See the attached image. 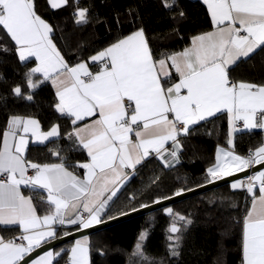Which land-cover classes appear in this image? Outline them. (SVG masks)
I'll return each instance as SVG.
<instances>
[{"label": "snow or ice", "instance_id": "6c2138e0", "mask_svg": "<svg viewBox=\"0 0 264 264\" xmlns=\"http://www.w3.org/2000/svg\"><path fill=\"white\" fill-rule=\"evenodd\" d=\"M71 3L74 23L88 24V8L80 7V0ZM48 4L58 10L69 6V0H48ZM162 4L171 9L175 0ZM203 4L213 30L193 37L191 46L182 51L155 55L139 27L87 61L70 63L54 42L53 26L38 14L35 0H0V30L13 43L18 61L25 67L35 65L24 73V86L15 85L10 94L33 102L37 89L50 82L54 109L73 126L66 135L68 151L87 155L85 162L72 164L60 150L49 149L58 162L30 160V143L55 142L61 137L60 126L53 124L43 131L34 117L9 115L0 132V226H18L21 232L10 239L0 237V264H28L25 257L56 238L57 224L87 229L102 223V214L137 166L155 153L164 168H174L180 163L181 138L217 114L227 116L230 149H217L216 163L207 169L209 183L255 165L264 167V142L247 156L234 151L235 134L264 130V83L231 76L233 67L264 48V0H203ZM9 51L7 45H0V52ZM169 141L171 150L166 148ZM76 168L84 170L83 177ZM22 189L46 193L41 203L47 214L38 215L32 196ZM231 189H243L251 198L243 219L241 264H264V170L232 182ZM184 191L178 189L174 195ZM163 199L169 197L154 203ZM165 212L184 225L192 223L171 207ZM180 231L174 222L170 232ZM145 239L142 232L134 256H143ZM169 239L175 240L169 245L170 254L178 256L181 237ZM70 253L69 264H89L88 238L77 240ZM60 255L47 251L31 264H54Z\"/></svg>", "mask_w": 264, "mask_h": 264}, {"label": "trees", "instance_id": "16d2710c", "mask_svg": "<svg viewBox=\"0 0 264 264\" xmlns=\"http://www.w3.org/2000/svg\"><path fill=\"white\" fill-rule=\"evenodd\" d=\"M35 2L38 14L53 26L54 42L70 63L87 60L118 37L126 36L139 27L144 28L149 46L157 56L182 50L192 37L212 27L206 5L200 0H175L171 9L165 8L162 0H80V7L89 10V23L80 26L74 23L71 0L69 6L58 10L51 9L48 0ZM0 45H7L11 50L0 52V73L4 77L0 80V97H7L6 100L0 99V132L5 128L9 115L35 117L43 130L59 124L61 137L45 145L30 144L28 158L39 163L58 162L49 151L52 149L68 156L72 164L84 162L86 152L68 151L70 142L66 135L73 126L70 119L62 117L54 109L56 97L50 82L37 89L33 102L10 94L15 85L24 86V73L33 67V63L25 67L18 61L13 43L2 30ZM231 76L241 81L264 83V48L233 67ZM193 128L190 135L181 138L179 164L167 169L156 156L147 158L110 201L101 219L167 197L178 189L186 190L209 181L207 169L215 162L217 147L228 146L226 115L217 114ZM262 142L264 130H244L234 136V151L243 156L248 150L255 151ZM81 170L76 168L74 171ZM231 183L87 234L89 264H241L243 218L251 198L243 189H231ZM24 191L32 196L38 213L46 211V205L41 203L42 192ZM169 207L192 223L184 225L175 216L166 214L165 209ZM174 222L181 231L171 234L169 224ZM78 227L57 225L56 237ZM0 230L6 238H13L17 233L11 227H0ZM142 232L146 233L143 256H134ZM176 235L181 237L177 249L179 255L172 256L169 245L175 240H170L169 236ZM73 240L55 247L61 249V255L55 258L54 264H63Z\"/></svg>", "mask_w": 264, "mask_h": 264}, {"label": "water", "instance_id": "95a60500", "mask_svg": "<svg viewBox=\"0 0 264 264\" xmlns=\"http://www.w3.org/2000/svg\"><path fill=\"white\" fill-rule=\"evenodd\" d=\"M261 169H264V167H262L260 165H255V166H253V168L247 170L246 172L236 173L232 177H224V178L217 180L215 182H212V183H209V181H207V182L200 184L198 186L186 189L181 196H175L174 194H172V195L167 196V197H169V199H163L161 203H154V201H153V202L145 204V205H148V207L139 206L137 208L128 210V211L123 212L121 214L114 215V216L108 217L106 219H102V223L94 224L90 228L84 229L83 227H79L75 230H71V231L67 232L68 233L67 235L63 234V235L57 236L55 239L49 240L46 243H42V245L39 248H36L28 257H25V260L29 262L31 259H33L34 257H36L37 255H39L43 251H46L49 248L56 247V246H58L64 242L69 241V240H73V239H76L80 236L93 233L95 231L101 230L103 228H106V227L111 226L113 224H116L118 222L130 219L132 217L142 215V214L148 213L150 211L168 206L174 202H177V201H180V200L185 199L187 197L193 196L195 194L213 189V188L218 187L220 185L245 178L248 175H251V174H253V173H255ZM172 224L173 223L169 224V232H170V227ZM177 227L179 228V225H177ZM171 234H173V233H171Z\"/></svg>", "mask_w": 264, "mask_h": 264}, {"label": "crops", "instance_id": "0c3cea01", "mask_svg": "<svg viewBox=\"0 0 264 264\" xmlns=\"http://www.w3.org/2000/svg\"><path fill=\"white\" fill-rule=\"evenodd\" d=\"M200 1H202L203 2V0H200ZM213 30V25H212V27L209 29V30H207V31H212ZM207 31H205V32H207ZM202 33H204V32H202ZM201 34V33H200ZM199 35V34H198ZM195 36H197V35H195ZM194 36V37H195ZM193 38V37H192ZM191 41H192V39H191ZM191 41H190V43L186 46V47H190L191 46ZM186 47H184V48H186ZM183 48V49H184ZM182 49V50H183ZM102 50V49H101ZM182 50H180V51H182ZM179 52V51H178ZM96 53V52H95ZM94 53V54H95ZM94 54H92V55H94ZM91 56V55H90ZM89 56V57H90ZM88 60V59H87ZM87 60H85V61H87ZM35 65H34V63H33V67H34ZM93 70H95V69H93ZM51 84V83H50ZM54 89V88H53ZM55 91V90H54ZM226 115V114H225ZM32 117V116H31ZM35 118V117H34ZM226 119H227V116H226ZM227 127H228V131H229V126H228V121H227ZM51 128V127H50ZM50 128H48V129H46V130H43V131H48ZM73 128V127H72ZM71 131H72V129H71ZM133 139H134V137H133ZM227 140H228V138H227ZM31 144V143H30ZM166 148H168L169 150H171V142L169 141L168 142V144L166 145ZM218 148H224L225 150H229L230 149V147H229V145L228 146H218L217 147V149ZM217 149H216V154H217ZM151 156H155V153H153ZM165 158H168L167 157V153H165ZM87 160V159H86ZM85 160V161H86ZM84 161V162H85ZM216 163V158H215V162H214V164ZM213 164V165H214ZM212 165V166H213ZM211 166V167H212ZM70 170H72V169H70ZM261 170H264V169H261ZM261 170H259V171H261ZM128 171H131V170H128ZM258 172V171H257ZM75 173L76 174H78V175H80L81 177H83V173H84V170L82 169L81 170V172H78V171H75ZM254 174V173H253ZM252 175V174H251ZM246 179V177L245 178H242V179H239V180H245ZM239 180H237V181H239ZM22 191H23V193H24V195H26V196H29L25 191H24V189H22ZM43 193V192H42ZM44 194V196H46V193H43ZM257 195H258V191H257ZM250 206H251V200H250V203H249V205H248V207H247V209L248 208H250ZM247 209H246V211H247ZM47 209H46V211L45 212H43V213H38V215H41V216H43V215H45V214H47ZM245 215H246V212H245ZM244 215V216H245ZM244 219V218H243ZM57 225H59V224H57ZM57 225H55V228L57 227ZM69 224H64L63 226H68ZM0 227H4V226H0ZM8 227H11V228H14L15 230H16V235L14 236V237H17V236H19L20 235V232H21V230L19 229V227L18 226H8ZM80 227H82V226H80ZM242 227H243V225H242ZM79 228V227H78ZM0 237H3L4 239H10V238H6V237H4V235L1 233V230H0ZM85 237H87L88 238V235H83V236H80V237H78V238H76V239H74L73 240V242L70 244V246H69V250H68V252H67V256H66V259H65V261L63 262V264H69V261H70V255H71V253H70V249H71V247H73L74 245H75V242L77 241V240H83ZM88 241H89V238H88ZM17 242H19V241H17ZM26 243V242H25ZM47 251H53L54 253H56V252H60L61 251V249H57V248H55V247H53V248H49V249H47L46 251H43L42 253H40L39 255H37L36 257H34L33 259H31L29 262H28V264H31V261L32 260H35V259H38L40 256H43ZM89 259H90V251H89Z\"/></svg>", "mask_w": 264, "mask_h": 264}, {"label": "built area", "instance_id": "2783aa9c", "mask_svg": "<svg viewBox=\"0 0 264 264\" xmlns=\"http://www.w3.org/2000/svg\"><path fill=\"white\" fill-rule=\"evenodd\" d=\"M249 151L250 150H248L243 156H247L248 154H249ZM87 214L85 213V216H86Z\"/></svg>", "mask_w": 264, "mask_h": 264}]
</instances>
